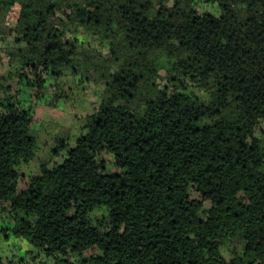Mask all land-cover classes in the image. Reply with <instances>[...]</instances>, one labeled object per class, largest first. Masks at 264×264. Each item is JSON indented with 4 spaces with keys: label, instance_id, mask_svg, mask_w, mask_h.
I'll list each match as a JSON object with an SVG mask.
<instances>
[{
    "label": "trees",
    "instance_id": "obj_1",
    "mask_svg": "<svg viewBox=\"0 0 264 264\" xmlns=\"http://www.w3.org/2000/svg\"><path fill=\"white\" fill-rule=\"evenodd\" d=\"M87 90L19 191L33 106ZM0 236V264H264V0H0Z\"/></svg>",
    "mask_w": 264,
    "mask_h": 264
},
{
    "label": "rangeland",
    "instance_id": "obj_2",
    "mask_svg": "<svg viewBox=\"0 0 264 264\" xmlns=\"http://www.w3.org/2000/svg\"><path fill=\"white\" fill-rule=\"evenodd\" d=\"M165 3L171 4L173 0H164ZM66 88V86H64ZM27 95H23L25 98ZM99 102L98 93L95 91H84V93L76 92L72 101H67L65 104L61 103L60 106L49 109L44 106L35 105L33 106V128L37 132V146L38 152L36 159L29 165H21L19 173L21 180L18 185V190L24 189L26 180L29 176L36 174L38 165L46 159L48 150L52 147L56 136H61L69 140V137L76 135L80 129V123L78 116H82L87 112L93 111ZM106 158V157H104ZM97 218H100L101 211H97ZM3 237L0 236V249H4L1 245H4ZM11 252L22 254L23 252L18 249L25 251L29 249L25 244L19 243L16 239L11 236L9 241ZM22 247V248H21ZM1 252V251H0Z\"/></svg>",
    "mask_w": 264,
    "mask_h": 264
},
{
    "label": "crops",
    "instance_id": "obj_3",
    "mask_svg": "<svg viewBox=\"0 0 264 264\" xmlns=\"http://www.w3.org/2000/svg\"><path fill=\"white\" fill-rule=\"evenodd\" d=\"M5 243V242H4ZM3 246V245H2Z\"/></svg>",
    "mask_w": 264,
    "mask_h": 264
}]
</instances>
